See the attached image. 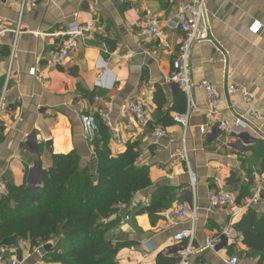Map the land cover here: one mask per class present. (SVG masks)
I'll return each mask as SVG.
<instances>
[{
  "label": "crops",
  "instance_id": "0c3cea01",
  "mask_svg": "<svg viewBox=\"0 0 264 264\" xmlns=\"http://www.w3.org/2000/svg\"><path fill=\"white\" fill-rule=\"evenodd\" d=\"M191 1L39 0L21 14V0H0V19L12 28L21 21L16 40L14 34H0V96L16 43L0 125V180L17 187L38 186L41 169L49 167L52 155L73 151L83 165L91 163L94 146L83 137L81 117L105 113L110 118L105 125L112 150L138 142V164L150 166L152 186L136 195L134 206L148 204L161 187L170 189L172 203L155 225L147 214L132 215L108 233L114 242L135 243L119 253L118 264H156L162 257L179 258L189 248L194 262L227 264L237 257L233 252H249L233 229L247 209L233 217L227 208L212 207L209 197L215 190L230 191L243 205L240 193L256 184L252 174L262 170V160L254 151L257 142L264 141V0H206L202 29L208 28L210 35L192 50L188 126L176 122L164 128L155 125L154 98L161 89L167 109L180 92L171 81L183 37L176 17L182 5ZM148 10L160 22L168 47L142 34ZM253 22L263 26L259 35L249 32ZM73 23H94L95 27L85 42L76 44L65 66L48 69V60L61 40L57 35ZM34 69L40 71L39 76L30 74ZM204 80L216 88L223 116L232 124L242 117L245 129L222 132L211 122L207 96L200 87ZM235 88L248 93L251 103H246L242 92L230 93ZM134 102L144 105L154 126H139L128 112ZM157 129L165 132L163 139H157ZM189 171L197 177L194 189ZM183 204L198 208L195 239L176 244L174 234L191 228L189 221L172 215ZM250 206L259 215L264 213V204ZM209 236L217 241L216 251L205 248ZM41 249L45 251L44 247L33 249L29 241L6 238L0 242V264H60L40 258ZM237 258L239 264H256Z\"/></svg>",
  "mask_w": 264,
  "mask_h": 264
},
{
  "label": "trees",
  "instance_id": "16d2710c",
  "mask_svg": "<svg viewBox=\"0 0 264 264\" xmlns=\"http://www.w3.org/2000/svg\"><path fill=\"white\" fill-rule=\"evenodd\" d=\"M156 124L169 128L176 115L186 113L187 100L179 92L174 104L166 109L161 89L155 94ZM98 132L92 140L94 159L82 164L80 155H52L49 167L41 169V184L28 187L7 183V195L0 200V242L9 237L29 241L32 248L51 245L45 257L60 264H118L119 253L134 242H114L107 234L130 216L147 214L155 225L172 201L168 187L157 189L146 205L134 206L136 195L152 186L150 166L139 165L140 145L129 142L121 151L110 146L109 128L98 116ZM155 128V127H154ZM254 154L262 160L264 141L257 142ZM250 184L240 193L248 196ZM250 253L264 264V213L249 206L233 225ZM178 257H162L156 264H178Z\"/></svg>",
  "mask_w": 264,
  "mask_h": 264
},
{
  "label": "built area",
  "instance_id": "2783aa9c",
  "mask_svg": "<svg viewBox=\"0 0 264 264\" xmlns=\"http://www.w3.org/2000/svg\"><path fill=\"white\" fill-rule=\"evenodd\" d=\"M39 0H21V14H23L27 6H35ZM173 3V0H170ZM206 13V0H192L189 3L182 5L177 17L176 23L179 27L181 33L183 34L181 43L179 45V54L177 60L173 62V73L171 75V81L175 83L179 90L182 91L188 100L189 107H192V69H191V55L194 45L206 42L209 40V30L208 28H203L204 16ZM21 21H19L16 27L12 28L6 21L0 19V34H14L15 40L21 33ZM95 24H70L67 31L62 33L59 38L61 39L57 45V49L51 54L48 60L47 67L50 70H57L65 66L71 59L74 52L76 44L80 42H85L87 34L94 30ZM263 30V26L260 22H253L249 28V32L252 35H259ZM142 34L148 38L150 41H157L160 45L168 47L167 43L164 41V33L161 30L160 22L155 18L154 13L151 10L146 12L142 23ZM16 51V43L13 44L9 68L6 74V83L3 89L2 95L0 96V121L4 116L6 109V93L7 86L12 77V63L14 59V54ZM30 74L32 76H39V70H31ZM200 87L205 91L208 104H209V116L211 122L217 126L222 132H230L235 128L245 129L247 127L244 119L237 118L235 123L232 124L228 119H226L220 110V99L214 85L209 81H202ZM242 92L243 89L235 88L230 91V93ZM246 98V103H251V97L248 93H244ZM128 112L133 116L134 120L139 124L140 127H147L150 122L148 112L143 104L134 102L130 103L128 106ZM254 117H260L258 113H252ZM101 120L109 125V116L105 113L100 114ZM177 123L182 124L184 127L188 126L189 121V111L184 114L176 115L174 117ZM81 127L83 137L87 141H92L98 132V123L94 116L84 115L81 117ZM205 129H201V133H204ZM157 139H163L165 137V132L162 129H157L155 131ZM191 176V185L193 189L197 184V177L192 172L189 171ZM253 179L256 181V186L250 189L249 202L245 205L239 204L235 196L229 191L215 190L211 193L209 197L210 205L212 207H223L230 210L233 217L238 216L242 211L247 209L248 206L252 204H258L260 202L264 203V174L260 175L257 172L252 174ZM7 195V184L4 180H0V200ZM178 220L189 221L191 223V228L188 230H181L174 234L173 241L176 244H180L185 240L193 243L195 239V223L198 216V208L195 204L193 205H180L172 214ZM205 248L216 251L217 241L214 236H209L205 241ZM192 250L186 249L182 251L179 255L178 264H212L211 262L197 263L191 258ZM40 258L45 257L43 249L38 250ZM227 264H239V259L233 257L226 262ZM12 264H16L13 262Z\"/></svg>",
  "mask_w": 264,
  "mask_h": 264
},
{
  "label": "rangeland",
  "instance_id": "374dc122",
  "mask_svg": "<svg viewBox=\"0 0 264 264\" xmlns=\"http://www.w3.org/2000/svg\"><path fill=\"white\" fill-rule=\"evenodd\" d=\"M10 25V24H9ZM2 122H3V117H2V120L0 121V125L2 124ZM257 173H260V171H258ZM263 174V173H262ZM261 174V175H262ZM254 180V179H253ZM255 181V180H254ZM256 182V181H255ZM253 184V183H252ZM257 184H255V185H252V186H256ZM254 187H252V188H254ZM251 188V189H252ZM250 190V189H249ZM230 192V191H229ZM236 198V200H237V202H238V198L237 197H235ZM248 198H249V191H248V196L245 198V201H244V203H243V205L245 204V202H249L248 201ZM260 203H262V204H264L263 202H260ZM259 204V203H258ZM258 207V206H257ZM126 220H128V217L126 218ZM109 234L111 233L112 234V232L111 231H109L108 232ZM109 234H107V236L108 237H110L109 236ZM114 234V233H113ZM250 252V251H249ZM249 252H242V251H240V250H238V251H235V252H233L232 254H234L233 256H237V257H239V258H241L242 259V262H248V261H251V262H254V263H258L259 264V256L258 255H253V254H251V253H249ZM231 253V252H230Z\"/></svg>",
  "mask_w": 264,
  "mask_h": 264
},
{
  "label": "water",
  "instance_id": "95a60500",
  "mask_svg": "<svg viewBox=\"0 0 264 264\" xmlns=\"http://www.w3.org/2000/svg\"><path fill=\"white\" fill-rule=\"evenodd\" d=\"M51 245H46L45 247H44V250L47 252V251H49L50 249H51Z\"/></svg>",
  "mask_w": 264,
  "mask_h": 264
}]
</instances>
